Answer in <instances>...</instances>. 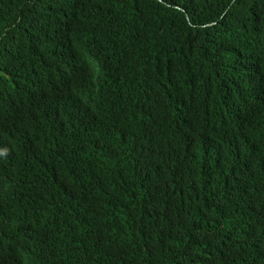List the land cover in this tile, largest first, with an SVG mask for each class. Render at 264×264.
<instances>
[{
	"label": "trees",
	"instance_id": "1",
	"mask_svg": "<svg viewBox=\"0 0 264 264\" xmlns=\"http://www.w3.org/2000/svg\"><path fill=\"white\" fill-rule=\"evenodd\" d=\"M20 75L0 264H264V0H0Z\"/></svg>",
	"mask_w": 264,
	"mask_h": 264
},
{
	"label": "clouds",
	"instance_id": "2",
	"mask_svg": "<svg viewBox=\"0 0 264 264\" xmlns=\"http://www.w3.org/2000/svg\"><path fill=\"white\" fill-rule=\"evenodd\" d=\"M9 78L8 74H5ZM31 92V84L27 77L20 75L12 78L8 87L0 86V114L2 111H16L24 106Z\"/></svg>",
	"mask_w": 264,
	"mask_h": 264
}]
</instances>
